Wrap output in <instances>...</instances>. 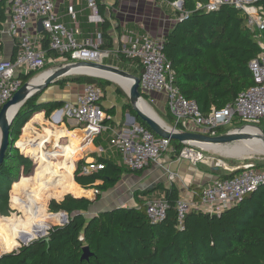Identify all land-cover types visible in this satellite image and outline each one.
I'll return each instance as SVG.
<instances>
[{
    "label": "trees",
    "instance_id": "1",
    "mask_svg": "<svg viewBox=\"0 0 264 264\" xmlns=\"http://www.w3.org/2000/svg\"><path fill=\"white\" fill-rule=\"evenodd\" d=\"M94 1L103 17L99 28L101 46H105L104 38L111 26L106 11L117 6L119 0H113L111 4ZM162 1L167 7L176 0ZM197 2L205 4L207 0H181L180 10L175 11L183 15L164 33L161 50L173 71L174 84L186 98L194 99L199 110L206 115L211 107L221 108L231 103L239 91L253 84L248 62L260 49L257 39L245 26L240 9L224 3L214 10H204L196 8ZM9 3L10 0H0V24L7 17ZM253 3L264 13V0ZM261 34L264 41V30ZM43 35L41 46L49 56L52 50L47 35ZM116 65L125 68L122 64ZM129 71L139 75L141 68ZM35 72L21 75L22 83ZM67 82L95 83L103 91L106 85L112 84L110 80L86 75L63 78L56 84L63 86ZM115 91L126 98L122 103L123 112H128L137 123L149 128L132 109L126 93L116 84ZM40 96L41 93L32 95L19 107L10 124L9 146L0 162V215L4 216H0V229L15 226L26 238L20 243L15 242V247L20 245L17 249L9 247L0 254V264H264V183L219 213L189 210L182 228L177 226L176 219L180 190L173 182L155 188L161 189L168 204L165 217L160 221L152 222L146 215L144 199L153 192L148 187L134 192L135 204L88 213L94 200L80 195H87L92 189L94 199L99 200L101 194L114 187L124 173L140 174L143 169L133 171L109 156L94 154L93 157L104 167L83 174L84 159L78 160L74 169L78 156L75 153L64 155L62 159L58 157L62 155H49L43 142H50L51 136L45 139L35 118L46 123L47 130L56 128L46 122L43 112L49 117L66 102L62 99L40 101ZM142 98L147 100V94L142 93ZM105 111L109 116L106 122L119 128L122 122L116 124L112 119L114 106ZM225 131L223 126L217 128L218 133ZM92 141L98 144L97 136ZM15 142L22 152H30L36 159L33 174L20 176L21 172L29 174L33 164L14 145ZM170 145L175 155L184 146L177 140H170ZM64 161L67 162L61 166ZM250 161L257 168H264V161ZM236 172H223L218 176H231ZM50 197L58 199L49 202L48 209L52 214L47 210ZM9 205L18 209L21 216H7L11 212ZM34 205L37 209L32 208ZM59 211L67 213L66 221L49 228L63 220V215L56 213ZM47 230L45 236H40ZM84 246H88L92 254L81 259Z\"/></svg>",
    "mask_w": 264,
    "mask_h": 264
},
{
    "label": "built area",
    "instance_id": "2",
    "mask_svg": "<svg viewBox=\"0 0 264 264\" xmlns=\"http://www.w3.org/2000/svg\"><path fill=\"white\" fill-rule=\"evenodd\" d=\"M254 1L207 0L205 4H196V8L204 10H214L224 3L240 9L245 17V26L257 39L260 49L248 62L253 84L239 91L231 103L221 108L213 106L205 115L199 110L196 101L186 98L174 84L173 71L161 50L163 36L152 37L146 32L126 28L119 35L115 47L101 46V36L94 39L92 34L79 41L76 35L81 33L80 22L73 2L68 3L65 8V14L69 16L71 23L67 26L61 20L54 0H10L7 17L0 24V36L6 33L12 37L16 51L13 58H0V107L22 84L21 75L29 71H41L46 64L60 59L103 62L105 58L116 54L138 62L141 68L138 90L146 94H163L168 114L178 131L196 132L195 129H198L197 132L202 134L217 135L220 134L217 132L219 126H228L234 119L247 122V126H256L260 121L264 124V41L261 34L264 30V13ZM169 4L180 10L181 0ZM87 7L90 10L88 22L98 28L103 17L95 1L88 0ZM179 14L177 20L183 15ZM36 21H40L42 27L39 36H33L29 28ZM43 34L47 35L48 46L55 55L47 56L46 50L42 48ZM103 94L101 86L84 83L75 101L65 105L66 111L75 121L74 129L84 135L82 143L88 147L95 136L109 131L107 146L96 147L95 155L107 149L117 152L121 163L133 171L151 165L163 166L160 157L170 150V139L155 137L149 128L136 121H128L126 127L121 129L106 122L109 116L101 105ZM66 111L62 110L64 113ZM179 157L187 158L192 164L204 161L202 151L192 145H184L179 151ZM103 167L104 164L93 157L84 160L81 173L89 174ZM234 170L237 172L231 176H218L208 185L191 188L186 194L179 195L176 201L179 228L183 227L184 216L189 210L219 213L237 203L245 193L264 183V168H257L254 162H242L230 172ZM177 177L176 171L167 172L170 183ZM144 206L148 219L157 222L165 217L168 204L161 192L145 198Z\"/></svg>",
    "mask_w": 264,
    "mask_h": 264
},
{
    "label": "crops",
    "instance_id": "3",
    "mask_svg": "<svg viewBox=\"0 0 264 264\" xmlns=\"http://www.w3.org/2000/svg\"><path fill=\"white\" fill-rule=\"evenodd\" d=\"M54 1L58 7V13L61 16V20L64 21L67 26H69L71 23L69 16L65 14V8L68 3L70 2L74 3V9L77 13L78 20L80 22L81 33L76 35V38L79 41L82 40V38L84 37L90 36L91 34L93 35L94 39L100 37L101 29L99 27L96 28L93 24L89 23L87 20L88 19L87 15L90 13L89 8L87 7L88 0H54ZM103 1L107 4H111L113 2V0H103ZM156 1L157 2L154 1L152 2L150 0H119L117 6L111 7L110 11L108 9L106 11V15L110 21L111 26L109 27V29H107L108 36L104 38L105 43L108 46L115 47L118 43L119 35L126 28H133L141 32H146L152 37H162L164 33L167 32L172 27L176 18L178 17V14L175 13L174 15V13L171 12L169 8L170 6L163 8L162 6L164 2L162 0H156ZM156 3L159 5H155ZM148 6L150 7L149 11L143 13L142 10H145V7ZM154 8H158L160 11H157ZM125 9L129 16H127L126 14V17L119 18L120 11L121 10L125 11ZM151 11L153 13L156 12L158 16V21H157L158 24L155 26L152 21L153 14L151 17H149ZM136 13H139V15H143L142 18L140 17L135 18ZM29 28L33 36H39L42 33V29L40 28L38 21L32 22ZM15 51H16V44L15 41L12 39V37H10L6 33L2 34L0 36V58H13L15 55ZM51 55H55V53L52 51ZM122 58L124 57L116 54L108 57L111 65H115L119 67L116 64L118 63L122 64L125 67L124 70L128 72H130L129 70H137L140 68V65H138L137 61L127 58L124 59ZM114 84L115 83L112 82V84L106 85L104 89L103 97L101 99V105L103 106L104 109L114 106L115 114L112 117V119L115 121L116 124L122 122V125L119 127L121 129L126 127V124L129 121V117H128L129 113L123 112L122 103L126 100V98L122 94L115 91ZM83 85L84 83H75V82H67L63 86H59V87H57L58 85L57 86L52 85L51 88L53 90V95L49 96L48 94H46L43 97L52 98V99H62L66 102V104L72 103L75 101L77 95L82 91ZM60 88H62L63 91L62 94L59 93ZM56 89L58 90V92H55ZM147 101L155 109L158 115L160 114L161 117H165V120L169 123V125H174V121L172 117L168 114V111L166 109L165 98L162 93L151 92L147 94ZM74 127L76 126L74 125ZM59 131L63 132L61 133L62 136L64 135V137L67 136L69 138L68 144L71 145V149L76 146H79L80 147L79 150H82L84 147L87 146L85 143H82L84 137L83 133L76 132V130L68 131L63 128H59ZM41 134L45 136L46 140L49 138V136H51L50 131L46 132V134L45 132L43 133L41 132ZM108 136H109V131L97 135L98 144H96L95 149L92 152L93 155L96 154L95 152L96 147L100 145L107 146ZM50 142H52L51 139ZM101 154L105 156H109L113 158L115 161H120L119 158L120 156L117 152L107 149ZM92 158L93 156L89 155L86 156L85 160H90ZM160 162L163 165L161 166L163 168L160 167L158 168L157 165H151L147 168H144L141 171L140 175L137 176L135 179L134 178H130V180L126 179V181L123 184L128 185L127 181H130V183L135 187L136 186L139 187V185H141L142 188L153 187L156 184L158 185L163 184L164 186H167L170 184V182L167 179V172L176 171L178 173V177L174 179L173 183H175L179 188L180 195H184L187 192H189V189L191 188L194 187L198 188L200 186H205L210 184L213 181V179L218 177L219 175L218 173L209 172L208 168L205 167V165L203 164H199V165L197 163L192 164L187 158L179 157V154L175 155L171 146H170V150L162 153L160 157ZM213 169L216 170L217 168L213 167ZM117 183L115 184V188L117 186ZM135 187H133V189ZM116 189L118 191H121L122 187L117 186ZM152 191H150L152 192L151 196H153L156 193L162 192L160 188L157 190L153 189ZM114 206H124V205L116 204Z\"/></svg>",
    "mask_w": 264,
    "mask_h": 264
},
{
    "label": "rangeland",
    "instance_id": "4",
    "mask_svg": "<svg viewBox=\"0 0 264 264\" xmlns=\"http://www.w3.org/2000/svg\"><path fill=\"white\" fill-rule=\"evenodd\" d=\"M150 1L157 2L156 0H150ZM155 5H159V4L156 3ZM122 7H125V6H122ZM162 7L165 8L164 5ZM167 7H169V6H167ZM163 8H161V9H163ZM169 8H170L171 12L174 13V15H175V13H177L175 11V9L171 5H170ZM149 9H150L149 6L148 7H145V10H142V12L143 13L144 12H148ZM154 9H156L157 11H160L158 8H154ZM126 14H127L126 9H125V11L124 10H121L120 13H119V18L126 17ZM152 14H153L152 21H153V24L155 26V25L158 24V22H157L158 21V16H157L156 12L153 13L151 11L150 14H149V17H151ZM127 16H129V15L127 14ZM142 16L143 15H139V13H136L135 18H139V17L142 18ZM169 22H171V21H169ZM168 25H169V23H168ZM105 61H108L109 62L110 60L108 58H105L103 60V63ZM65 62L70 63L72 61H63V59H60L58 62L48 63V64L45 65V67L43 69H41V71L35 72L30 79H33L34 77H36L38 74L42 73L43 71H46V70H49V69L58 67V66L64 64ZM107 64H110V63H107ZM70 76H74V75H71V74L70 75H66L64 78H68ZM52 85H54V86H57L58 85L57 87L60 86L59 84H56V83L55 84L54 83L53 84H49L40 97H43L46 94H48L49 96L50 95H53V90L51 88ZM116 85H118V84H116ZM55 92H58V90L56 89ZM59 93L60 94L63 93L62 88H60V92ZM143 100L146 103H148V105L152 109L153 113L156 116H158V118L161 121H163L164 123H166L167 125H169V123L165 120V117H161L160 114L158 115L156 113L155 109L151 106V104H149V102L147 100H145V99H143ZM66 110L67 109H65V106H64L63 107V111H66ZM43 117L46 120V122L48 124H50V126L51 125L56 126V128L55 127H51L52 130H48V131L51 132V138L50 139H51L52 142H47V143L43 142V148H45V150H48L50 152L49 155H52V156H53V154L54 155H57V156L58 155H62V156H58V157H60V159H62V158L65 157L64 155H67L68 156L70 153H75L78 156H77V158L74 161V169L76 167V164H77L78 160H80V159H84L85 160L86 156H89V155L90 156H93L92 152L94 151L95 146H96V144L94 143V141L91 142V144L89 145V148L88 147H84L82 150H79L80 147L79 146H76V147H74V148L71 149V145L68 144L69 138L67 136L64 137V135L63 136L61 135V133H63V132H60L59 131V128H63V129L68 130V131L76 130V132H79L78 129H74V128H76V127H74L75 121L71 118L70 114L67 111H66V113L62 112L58 116V119H59L58 121L54 118L53 112H52V114L49 117H46L44 115V113H43ZM35 121L38 124V128L41 130V132L42 133L45 132V134H46V132H48L47 131L46 123L40 122L38 120V118H35ZM35 121H33V122L35 123ZM72 122H73V124H72ZM246 123L247 122H245V121H240L238 119H234L232 121V123L230 125H228V126H225V128H226V131H230V130L236 129L237 127L244 126V125H246ZM260 125H263V124H260ZM260 125L258 123L256 124V126L260 127L261 130L264 132V125L263 126H260ZM195 131L197 132L198 129H195ZM21 133H22V130H21ZM21 133H20V135H21ZM20 135H19V137H20ZM33 135H36V134L34 133ZM249 138H253V136L251 135ZM234 144L242 145L244 143L243 142H235V143L228 144L227 146H232ZM221 147H225V146H221ZM18 148H19V150H21L20 147H18ZM198 149H200L202 151V153L204 155V161L197 162V164L198 165L199 164L205 165V167H207L208 170H209V172H211V173L213 172V173L220 174V173H223V172H229L230 170L235 169V166L236 165L241 164L242 162L250 161V160L255 161V163L264 161V155L262 153H260V151L258 153H253V154H249L247 156H244L243 158H241V157H237L236 158V156L224 155V154H222L220 152H216V151H214L213 149H210V148H207L206 149V148H202V147L199 148L198 147ZM26 153H28V157L32 161L33 167H32V170H31V172L29 174H26V173L23 174L21 172L20 173V176L21 175L28 176V175L33 174L34 173V170H36V167H37L36 159L31 156V153L30 152H26ZM66 162L67 161H64L61 166H64ZM260 164H262V163H260ZM217 165H219V166H217ZM157 167L158 168L159 167L160 168H163V167L158 166V165H157ZM213 167H216L217 169L214 170ZM226 168H228V169H226ZM159 171H160V169H159ZM139 175H140L139 173H135V172L125 173L121 177V180L118 181V183H117V186L118 187H122L121 191H118L116 189L117 186H116V188L114 186V187L108 189L107 191L103 192L101 194V198L99 200L93 199L94 201L90 205V208H89L88 213L97 212V211L102 210V209H105V208H111V207H113L116 204H122L124 206L131 205V204H135V201L133 199V194H134V192L136 190L142 189V186L139 185V187H137V186L135 187L134 185H132L130 183V181H127L128 185L127 184H123V183L126 181V179H129V180H130V178H134L135 179ZM133 187H135V188L133 189ZM10 189H11V187H10ZM87 196H90L92 198H95V192L91 189L90 190V193L87 194ZM52 199H57V198L56 197H50L48 199V202H47V210L48 211H49L48 205H49L50 200H52ZM9 200H10V190H9ZM9 206L11 208V212L7 216H12L13 214H17V215H20L21 216V212L18 209L14 208V207H11V205H9ZM34 207H35V209H37V205H34L32 208H34ZM49 212H51V211H49ZM0 216L4 217L3 215H0ZM37 222L40 223V220H38ZM56 224H60V223L52 224L50 226V228L53 225H56ZM24 238L25 237L20 234L19 229L16 228L15 226H8V228H6V229H4V228L3 229H0V252L5 251L9 247H13V246L15 247L17 245V243L18 242L20 243L22 241V239H24ZM15 242H17V243H15ZM18 247L19 246L15 247L14 249H17ZM14 249H12V250H14Z\"/></svg>",
    "mask_w": 264,
    "mask_h": 264
},
{
    "label": "water",
    "instance_id": "5",
    "mask_svg": "<svg viewBox=\"0 0 264 264\" xmlns=\"http://www.w3.org/2000/svg\"><path fill=\"white\" fill-rule=\"evenodd\" d=\"M40 25V21H39ZM40 28L42 29L41 25ZM72 67H82L86 69H98L102 71H107L114 73L116 75L128 78L131 80L129 89L126 91L122 85L113 80L112 78H109L107 76L99 75L96 73H92L89 71H81L80 73H71L70 69ZM46 73L44 76V79L42 82L39 84L35 85L31 81L32 79H29L22 83L20 87L12 94V96L4 102L1 107H0V162L2 161L5 152L9 146L10 143V124L17 113L19 107L32 95L34 94H40L44 92V90L47 88L49 84L56 83L58 80L63 79L66 75H86L90 77H99L103 79L110 80L112 82H115L118 84L127 94L129 103L132 107V109L140 116V118L146 122V124L149 126L150 130L155 133L158 137H163V138H168L170 140H177L178 142L182 143L183 145H192L196 147H200L198 145L199 142H209V143H214V144H229L235 141H239L241 139L249 138L250 133L240 131V129L244 126L237 127L236 129L226 131L224 133H220L217 135H207V134H202L199 132H193V131H178L175 129L174 125H167L163 121H161L158 116H153L150 114H147L143 111H141L138 107V101L140 99L143 100L142 98V92L138 90V85H139V76L133 73H130L124 69H121L115 65L103 63V62H95V61H88V60H77L73 61L70 63H65L62 64L58 67L43 71L39 75ZM40 101H46V100H52V98H44L40 97ZM63 108H59L53 111L54 118L58 121V116L61 114ZM129 121L132 123L135 121V118L131 115L128 114ZM251 126V125H250ZM260 130L259 133L256 134L258 138H261L262 140V146H263V151L261 152L264 155V132L261 130L260 127L254 126ZM22 130V129H21ZM16 147V143L14 144ZM21 151V150H20ZM26 157H28V153L22 152ZM74 171V170H73ZM158 187V184L154 185L153 187H149V190H153ZM91 190V189H90ZM67 194V193H65ZM64 194V195H65ZM63 195V196H64ZM61 197V199L63 198ZM83 197H86L90 200H93L94 198L87 196V195H80ZM78 196V197H80ZM58 200V199H56ZM115 207V206H113ZM111 207V208H113ZM110 208H105L102 210H107ZM51 214L53 212H50ZM56 213H61L63 215V220L60 222L62 224L64 221L67 219V213L65 211H59ZM50 228V227H49ZM48 233L46 231L43 235L40 236H45ZM39 237V236H37ZM35 237V238H37ZM34 239V238H33ZM45 240H47V237H44ZM27 242H23L22 244H26ZM20 246V245H19ZM82 254H81V259L88 258L92 253L89 251L88 246H84L82 248ZM6 251L0 252V254L5 253Z\"/></svg>",
    "mask_w": 264,
    "mask_h": 264
},
{
    "label": "bare ground",
    "instance_id": "6",
    "mask_svg": "<svg viewBox=\"0 0 264 264\" xmlns=\"http://www.w3.org/2000/svg\"><path fill=\"white\" fill-rule=\"evenodd\" d=\"M81 71H89L92 73H96L99 75H103V76H107L109 78H112L113 80L119 82L122 85V87L126 90L129 89V86L131 83L130 79L116 75V74L111 73V72H107V71H102V70H98V69H86V68H82V67H72L70 69L71 73H80ZM45 75H46V73H43L41 75L38 74L36 77H34L32 79L31 82L33 84L37 85L43 81ZM138 107L141 111L155 116L152 109L149 107L148 103H146L144 100L140 99L138 101ZM240 131L250 133V136L252 135L253 138H245V139H241L239 141H235V142H243L244 144H242V145L234 144L232 146H227L228 144H214V143H209V142H199L198 145L200 147L202 146L203 148H206V149L207 148L213 149L214 151L220 152L224 155L236 156V158L237 157L243 158L244 156H247L249 154L258 153L259 151L261 153L263 151L262 140H261V138H258L256 136V134L260 132V130L258 128L254 127V126H244L240 129ZM235 142H232V143H235ZM229 144H231V143H229ZM221 146H225V147H221Z\"/></svg>",
    "mask_w": 264,
    "mask_h": 264
},
{
    "label": "clouds",
    "instance_id": "7",
    "mask_svg": "<svg viewBox=\"0 0 264 264\" xmlns=\"http://www.w3.org/2000/svg\"><path fill=\"white\" fill-rule=\"evenodd\" d=\"M43 112V111H42ZM44 113V112H43Z\"/></svg>",
    "mask_w": 264,
    "mask_h": 264
}]
</instances>
